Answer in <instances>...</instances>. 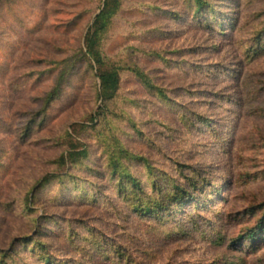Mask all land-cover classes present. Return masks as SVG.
Returning <instances> with one entry per match:
<instances>
[{
	"label": "rangeland",
	"instance_id": "374dc122",
	"mask_svg": "<svg viewBox=\"0 0 264 264\" xmlns=\"http://www.w3.org/2000/svg\"><path fill=\"white\" fill-rule=\"evenodd\" d=\"M103 2L0 0V251L13 250L9 264H39L36 241L56 264H117V248L126 250L120 264H264V236L233 247L264 214V55L249 49L263 27L264 0L232 9L225 0L218 9L236 11L240 30L224 36L187 13L181 22L163 14L183 17L182 0H122L101 41L121 68L119 88L96 117L98 82L83 60V38ZM229 64L241 68L230 88L214 67ZM70 68L66 92L47 108V94ZM75 124L87 129L74 135ZM67 134L86 145V161L71 171L74 181L42 189ZM113 141L141 159L123 162L143 183L158 173L164 187L204 177L195 197L207 211L184 207L165 224L131 213L105 172Z\"/></svg>",
	"mask_w": 264,
	"mask_h": 264
},
{
	"label": "trees",
	"instance_id": "16d2710c",
	"mask_svg": "<svg viewBox=\"0 0 264 264\" xmlns=\"http://www.w3.org/2000/svg\"><path fill=\"white\" fill-rule=\"evenodd\" d=\"M224 1L225 0H182V6L186 10L184 11L185 14L183 17L180 18V14L174 12H164L163 14L171 16V18L177 22L183 21L186 18L185 15L189 14V19H187V21H192L202 29L210 28L213 32H216V29L220 26V31L224 33L218 34L224 36L227 34L226 31L240 30V28L237 27L239 19L236 11L229 17L226 13L219 11L218 8L223 5ZM226 1H228L229 4L225 5V8H241V0ZM121 4L122 0H104L102 9L94 16L83 38L85 45L83 60L95 72L94 77L98 82L96 98L100 101L101 106L96 117L102 116L103 108H107L114 100L119 88L121 68L104 55L101 49V41L111 26L113 18L119 12ZM212 18H214V20ZM249 46L250 53L252 52L253 55H264V21L263 27L259 31L257 38H255V41L253 40ZM214 67L219 68L221 72H223L224 80L229 88L235 86L234 83H238L241 68L237 67V70L232 69L233 66L230 64L224 67L214 65ZM191 68L195 69L196 65H193ZM71 72V68L62 70L60 77L56 79L55 86L46 96L45 103L47 108L66 92L69 78L72 74ZM130 72L145 89L151 92V95L165 99V91L153 85L146 74L140 72L138 69H130ZM232 98L233 97L229 93L226 95L225 102H231ZM89 120L94 122L92 117H90ZM33 122L34 120L31 121V124L25 129V137L30 134V126L34 124ZM71 127L74 135H81L83 134L82 132H85L87 129L83 124H75ZM67 136H69V138L64 143L66 149L54 163L56 166L55 172L44 178L45 181L40 185L42 189L52 181H59L61 184L64 183L65 179L74 181L76 177L71 171H75L81 165L83 166L84 161H86L88 154L86 145L68 134ZM112 144L114 145V149L111 150L108 148L107 152L103 153L106 163L105 172H108L109 184H111L112 188L115 190L117 198H120V201L125 204V207H127L131 213L139 217L155 218L164 222L163 220L169 218L172 211L179 214L184 207L194 206L196 211H207L205 208L206 205L199 201L198 197H195L198 191L204 189L202 185H205V187L207 186L204 177H202L199 182L193 178L188 185L173 181L168 187H164L161 181H158L160 180V174L158 173L148 184L143 183L123 162V160L135 161L141 159L127 152L122 146L120 147L117 145L119 144L118 142L113 141ZM87 170L90 174L94 175V177L100 176L97 171H92L91 169ZM149 172L155 173L152 169ZM166 182H169V180ZM81 184L83 183L81 182ZM165 223L166 222H164V224ZM244 236L245 237L240 236L233 241V247L235 249L241 246V242L247 239L253 242L250 246H256L260 243V239L264 236V214ZM34 245L35 248L38 247V253L34 250L32 252L37 257L39 264H56V260L52 261L45 253L46 246L44 244L36 241ZM124 251L126 252V250ZM124 253L120 248L112 252L113 258L117 260H115L117 264H120L121 260L126 258V253L125 255ZM0 255V264H9L7 260L12 259L14 253L13 250L8 249L3 252L0 251Z\"/></svg>",
	"mask_w": 264,
	"mask_h": 264
}]
</instances>
